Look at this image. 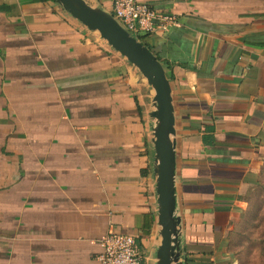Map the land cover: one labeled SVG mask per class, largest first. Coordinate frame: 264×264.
<instances>
[{
	"label": "crops",
	"instance_id": "0c3cea01",
	"mask_svg": "<svg viewBox=\"0 0 264 264\" xmlns=\"http://www.w3.org/2000/svg\"><path fill=\"white\" fill-rule=\"evenodd\" d=\"M137 1L178 19L147 43L173 76L181 264H264V0ZM138 79L54 1L0 0V264H101L111 230L157 264Z\"/></svg>",
	"mask_w": 264,
	"mask_h": 264
},
{
	"label": "water",
	"instance_id": "95a60500",
	"mask_svg": "<svg viewBox=\"0 0 264 264\" xmlns=\"http://www.w3.org/2000/svg\"><path fill=\"white\" fill-rule=\"evenodd\" d=\"M91 32H98L106 43L123 56L154 90V150L157 196V223L161 244L157 264H181V218L176 215L175 114L171 80L161 61L136 37L126 31L113 14L90 6L85 0H53Z\"/></svg>",
	"mask_w": 264,
	"mask_h": 264
},
{
	"label": "built area",
	"instance_id": "2783aa9c",
	"mask_svg": "<svg viewBox=\"0 0 264 264\" xmlns=\"http://www.w3.org/2000/svg\"><path fill=\"white\" fill-rule=\"evenodd\" d=\"M113 16L130 34L166 33L178 25L175 15L157 11L137 0H113ZM101 264H146L137 240L109 231L99 243Z\"/></svg>",
	"mask_w": 264,
	"mask_h": 264
},
{
	"label": "rangeland",
	"instance_id": "374dc122",
	"mask_svg": "<svg viewBox=\"0 0 264 264\" xmlns=\"http://www.w3.org/2000/svg\"><path fill=\"white\" fill-rule=\"evenodd\" d=\"M92 35L95 36V38H99L100 40H102V42H104L106 44V41H104L101 37H100V34L98 32H92ZM132 35V34H131ZM134 37H136V34L133 35ZM134 68V67H133ZM136 74L137 76L139 77V82L140 84H142V87H143V92L145 94V96L147 97V103L149 105V109L153 110L154 109V103L152 102V98L155 96V92L154 90L148 85V82L147 80L143 77V75L136 69ZM159 231H160V227H159ZM156 238L157 242H159V240H161V236H160V233L158 232L157 235L154 237ZM156 242V241H154ZM155 250H156V244H154V247L152 248V259L154 260L155 259Z\"/></svg>",
	"mask_w": 264,
	"mask_h": 264
},
{
	"label": "trees",
	"instance_id": "16d2710c",
	"mask_svg": "<svg viewBox=\"0 0 264 264\" xmlns=\"http://www.w3.org/2000/svg\"><path fill=\"white\" fill-rule=\"evenodd\" d=\"M53 1V0H52ZM113 13V12H112ZM147 37H148V34H145V33H140V34H137L136 35V38L141 41L143 44H145L152 52L153 54L158 58L159 61L162 62L170 80L173 79V76L171 75V73L169 72L171 70V68L169 67V64H166L162 61V59L159 58V56L152 50V48L150 47V45H148L147 43ZM139 245V244H138ZM140 247V246H139Z\"/></svg>",
	"mask_w": 264,
	"mask_h": 264
}]
</instances>
